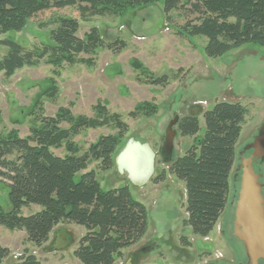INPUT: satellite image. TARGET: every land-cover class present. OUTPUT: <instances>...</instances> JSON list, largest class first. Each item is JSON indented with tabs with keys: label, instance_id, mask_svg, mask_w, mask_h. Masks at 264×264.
Listing matches in <instances>:
<instances>
[{
	"label": "rangeland",
	"instance_id": "rangeland-1",
	"mask_svg": "<svg viewBox=\"0 0 264 264\" xmlns=\"http://www.w3.org/2000/svg\"><path fill=\"white\" fill-rule=\"evenodd\" d=\"M183 2L185 0H182ZM62 17L79 21L78 36L86 40L97 30L101 44L87 52L56 58L51 30ZM181 10L163 11V0L130 7L117 15H94L86 19L75 6L42 10L26 21L20 30L0 33V41L12 40L35 55L34 65L23 66L6 75L0 71V138L11 132L19 137L41 128L42 120L62 117V129L70 128L78 116H103L108 123L81 128L51 150L57 155H80L105 135H118L121 129L114 115L126 126L113 160L129 137L148 142L157 152L155 171L142 187H134L118 173L115 161L108 170H99L92 160L87 170H95L102 189L128 185L133 198L147 211V229L134 245L123 250L114 264H238L245 262L243 246L233 236V210L239 187L240 156L256 135L264 130V46L246 43L220 57H209L205 36L180 33L184 24ZM8 48L0 45V58ZM57 63H56V62ZM163 79V83L154 80ZM240 102L247 112L235 145V160L229 176L226 207L206 237H199L183 224L187 217L184 183L169 172L173 160L203 137V113L217 101ZM104 106L105 112L99 111ZM63 113V115H61ZM99 113H101L99 115ZM195 115L199 129L183 136L175 127L173 152L168 163L161 156L166 127L175 116ZM15 156H8L11 159ZM262 175L264 196V157L254 165ZM159 178V179H158ZM0 178V208L10 210L8 188ZM39 206L23 207L27 215ZM64 242L61 240L60 234ZM85 228L60 223L42 245L26 240L24 230L0 225V246L8 255L0 264H16L21 257L33 256L40 264H81L74 256ZM58 241L57 242V237Z\"/></svg>",
	"mask_w": 264,
	"mask_h": 264
},
{
	"label": "trees",
	"instance_id": "trees-1",
	"mask_svg": "<svg viewBox=\"0 0 264 264\" xmlns=\"http://www.w3.org/2000/svg\"><path fill=\"white\" fill-rule=\"evenodd\" d=\"M156 0H0V33L20 30L36 13L51 8L77 7L84 19L94 15H117L130 7ZM181 10L185 20L180 33L205 36L204 47L209 57H220L246 43L264 46V0H163V11ZM79 21L62 17L51 30L56 58L75 55L94 48L101 40L92 29L86 40L78 36ZM8 48L0 58V71L6 75L23 66L34 65L35 55L24 51L12 40H2ZM56 62V61H55ZM57 63V62H56ZM162 79L154 80L163 83ZM101 113L104 106L98 105ZM247 109L240 102L217 101L203 113L205 132L202 138L173 160L169 172L182 181L186 191L183 224L199 237L212 231L223 213L229 193V176L235 160V145ZM99 113V115L101 114ZM66 113L63 115L65 116ZM62 117L42 120L41 128L32 129L25 137L14 131L0 138V178L8 188L10 210L0 208V225L24 230L26 240L42 245L55 226L75 223L85 228L74 256L81 264H114L123 250L138 242L147 229V211L141 201L132 197L128 185L102 189L95 170H87L92 160H99V170L113 166V155L119 147L126 126L114 115L121 129L118 135L101 136L80 155L63 156L51 148L68 140L81 128L108 123V118L78 116L70 128L58 125ZM178 132L193 136L199 129L195 115L177 121ZM15 156L8 159V156ZM159 179V178H158ZM39 206L23 215V207ZM8 249L0 246V259ZM16 264H40L33 256H23Z\"/></svg>",
	"mask_w": 264,
	"mask_h": 264
},
{
	"label": "water",
	"instance_id": "water-1",
	"mask_svg": "<svg viewBox=\"0 0 264 264\" xmlns=\"http://www.w3.org/2000/svg\"><path fill=\"white\" fill-rule=\"evenodd\" d=\"M178 116L166 127L160 149L164 162L171 160L174 125ZM264 133V130L260 133ZM252 148L250 155L240 157L238 169L239 187L237 191L233 225V236L241 242L246 261L238 264H264V196L261 175L253 167V162L264 157V134L258 135L245 149ZM157 152L144 141L129 137L115 158L116 169L128 183L142 187L152 178L155 171ZM262 261V263H260Z\"/></svg>",
	"mask_w": 264,
	"mask_h": 264
},
{
	"label": "flooded vegetation",
	"instance_id": "flooded-vegetation-1",
	"mask_svg": "<svg viewBox=\"0 0 264 264\" xmlns=\"http://www.w3.org/2000/svg\"><path fill=\"white\" fill-rule=\"evenodd\" d=\"M262 134H264V133H262ZM262 134H258V135H262ZM258 135H256L255 137H257ZM252 151H253V149L252 148H249V149H245V156H248V155H250L251 153H252ZM242 155V154H241ZM241 157V156H240ZM258 160V159H257ZM257 160L256 161H254L253 162V167H254V169H255V171L257 172V173H259L260 175H262L259 171H257V169H256V167L254 166L255 165V163L257 162ZM234 211V210H233ZM245 260H246V258H245ZM260 263H261V261H260Z\"/></svg>",
	"mask_w": 264,
	"mask_h": 264
},
{
	"label": "bare ground",
	"instance_id": "bare-ground-1",
	"mask_svg": "<svg viewBox=\"0 0 264 264\" xmlns=\"http://www.w3.org/2000/svg\"><path fill=\"white\" fill-rule=\"evenodd\" d=\"M178 119H179V118H178ZM176 124H177V123H176ZM175 127H176V125H175ZM175 127H174V128H175ZM176 130H177V129H176ZM115 158H116V157H115ZM114 161H115V159H114ZM255 161H256V160H255ZM233 218H234V211H233ZM62 236H66V235H65L64 233H61V234H60V237L62 238ZM61 240L64 242V239H63V238H62ZM59 241H60V238H59ZM59 241H58V242H59ZM261 263H262V261H261Z\"/></svg>",
	"mask_w": 264,
	"mask_h": 264
},
{
	"label": "crops",
	"instance_id": "crops-1",
	"mask_svg": "<svg viewBox=\"0 0 264 264\" xmlns=\"http://www.w3.org/2000/svg\"><path fill=\"white\" fill-rule=\"evenodd\" d=\"M161 156H163L162 154H161ZM164 157V156H163ZM163 161H164V158H163ZM58 238H59V236L57 237V242H58Z\"/></svg>",
	"mask_w": 264,
	"mask_h": 264
}]
</instances>
